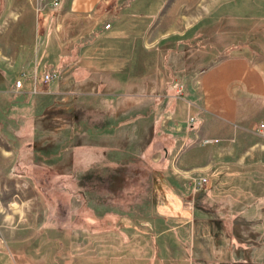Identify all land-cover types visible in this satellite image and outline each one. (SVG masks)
Segmentation results:
<instances>
[{"label": "rangeland", "instance_id": "1", "mask_svg": "<svg viewBox=\"0 0 264 264\" xmlns=\"http://www.w3.org/2000/svg\"><path fill=\"white\" fill-rule=\"evenodd\" d=\"M58 1L60 7L65 8L69 2V0ZM50 2L45 0V4ZM38 3H40L38 0H10V7H17L18 13L14 16L10 15L9 20L12 25L10 27L12 32L10 61L0 52V61L4 64L8 61L10 64V74L13 69L20 70L23 64L25 65L28 61L33 63L35 60V48L39 37L36 39L33 31L37 24L42 23V12L37 10ZM104 8L107 15L104 23L116 24L113 32H117V35H113L111 41L104 45L108 48H105L104 54H101L103 62L108 67L116 66L119 68H115L116 71L120 72L122 68L125 71L126 66L129 67L127 63L129 48L137 47L139 51L140 46L143 45L142 54L134 55L136 60L142 61L141 81L135 83L132 89L127 88L136 92L137 96H126L125 86L110 83L108 89L110 87L114 95L91 96L84 102H82L84 97H77L78 99L72 100L74 105L72 109L75 110L74 116L78 119L76 124L70 127L71 130L69 127L65 129L66 119L51 117L49 112L51 111L52 114L55 108L51 110L48 108L44 115V121L48 123L45 126L47 131L46 134H41L46 144H42L41 137H37L34 133V137H32L33 134L31 136L30 125L23 124V121L20 123L17 119L22 116L25 119L28 118L27 115L32 113L30 112L31 102L23 104L22 94L8 97L2 93L8 85L13 87L17 79H13L11 75L4 79L0 76V264H16L14 255L22 256L26 264H87V249L95 250L91 256V262L95 264H116L118 253H127L135 257L138 252L133 246L125 248L118 245L117 240H120L122 236L120 230L113 228V224L119 218L117 215H120V208L109 207L119 205L133 207L135 200L138 199L136 195L140 198V195H144L149 188L150 183L144 179L156 172L165 173L164 166L159 165L157 171L152 170L147 165L151 151L146 154L143 148L135 155L134 149H105L104 151L101 148L87 147L86 142L75 149L76 146H70L69 142L77 136L91 135L100 130L107 131L109 125L117 124V120L108 115L111 110L109 106H115L119 112L127 102L138 103L142 100L144 124H147L146 118L150 121L153 119V126L156 128L158 124L160 128L161 121L168 113L167 110L174 107L168 102L170 100L168 96L183 97L185 93L181 85L184 76L189 73H183L181 69L185 61L190 62L196 47L209 49L214 46L212 53L204 55L200 63L206 58L207 62H205L208 63L211 60L208 59L209 56L214 60H220L227 55H236V50H239V46L242 45L247 46L249 50L245 53L247 56H251L250 58L256 56L264 61V58L259 55V52H264V44L260 43L258 37H255L257 41L254 42L253 36L243 38L236 34V36L230 35L223 42L226 45L233 44L227 48H223L221 40L213 39V36L203 41L205 35L203 30L214 27L220 21L227 23L229 27V23L234 22L235 25L237 22L240 25L253 17L264 18V0H115L110 9L107 6ZM122 16L123 20L120 21ZM131 16L136 18L131 19ZM230 17L234 20L227 22L226 18ZM29 32L31 37L29 49H25V53H22V48L28 47L26 44ZM97 38L96 35L95 39ZM102 40L96 45H103L105 40ZM114 51H117L118 58L115 61L107 60ZM42 69V65L39 64L33 79H25L17 75L23 84L26 82L22 89L24 94L31 92L34 86L36 93L32 94L30 99L38 97V93L42 92L39 88L42 86L40 84ZM45 91L47 92V89ZM67 103L68 101H64L58 106L59 111L64 113L68 108ZM79 104L81 106L78 109ZM255 109L254 113L258 112V107ZM253 115L257 113H252L248 117ZM53 120L57 126L52 123ZM152 131L154 132V129ZM153 132L146 135L143 146L153 144L158 149L157 155L162 158L161 147L171 143L170 138L166 133L153 134ZM248 141L260 143L261 147L258 146V150L264 153V138L250 137ZM36 142L41 144L32 145L37 144ZM106 151L108 152L105 154ZM142 154L144 157L141 156ZM245 167H238L234 171L236 180L219 185L229 186L232 189L231 192L226 193V197L223 196L222 190L218 189V183L214 182L213 178L208 182L206 175H200L207 182L203 185L204 188L207 185L210 189H216L214 191L216 197L213 195L209 197L211 196L209 195L204 201L205 207L215 208L214 203L217 202L220 203L219 207L229 205L231 209H239L251 201L255 203L257 199L255 197L264 194V165ZM50 170L55 173L49 172ZM135 173L141 177L136 179ZM252 173L255 174V182L245 181ZM120 174H123L125 179L118 180ZM129 175L133 178H128ZM196 176L198 175H194ZM187 179L189 190H191L192 179ZM250 184L251 187L253 184H259L262 187L260 190L253 189L255 192H251V189L248 190ZM238 191L243 194L237 195ZM196 193L198 191L194 194ZM235 195L242 196L238 200V205L230 201L231 196ZM192 196H186L183 199L189 202L185 208H190L194 213L196 205L195 199L192 202ZM163 199L165 203L167 200L169 202L166 196ZM200 202L201 205L203 201L200 200ZM252 205L249 208H243L244 211L258 208V201ZM130 209L133 210V208ZM134 209L139 211L140 215L143 214V218L142 215L137 216L135 212L128 211L129 213L123 219L148 218L146 217L149 214L148 208ZM211 226L213 228L209 234L218 229L219 234L220 232L223 234V238L220 236L219 245L212 243V239L207 237L202 250H198L197 244H193V255L196 256L199 252L201 259L208 264L221 262L227 264L230 258L234 260L237 257L243 258L240 250L233 252L232 246H229L227 233H223L222 228H219L220 223L213 225L208 221V227ZM135 230H131L126 236L129 239H137L138 234L141 233ZM262 230L264 231V212ZM106 237L115 240V245H112L110 241L108 245H101L99 249L94 243L97 244ZM262 241L259 247L244 253L255 264H264V237ZM149 242H144V247L140 248L141 253L148 257L147 264L151 263V256L153 263L157 264L159 261L155 256L153 257L155 251ZM190 246L192 247V244ZM229 247L231 253H226V249L230 250ZM104 248H106L105 251H103ZM178 250L183 251L181 248ZM110 251L114 254L112 259H108ZM184 251H187L186 247ZM186 255L183 257L184 264L187 263ZM103 256H106V261H103ZM219 257L223 260L214 259ZM189 262L195 264L194 261Z\"/></svg>", "mask_w": 264, "mask_h": 264}, {"label": "crops", "instance_id": "2", "mask_svg": "<svg viewBox=\"0 0 264 264\" xmlns=\"http://www.w3.org/2000/svg\"><path fill=\"white\" fill-rule=\"evenodd\" d=\"M114 2L115 0H69L66 8L60 7L58 0L57 5L52 6L53 8L49 3H38L37 10L42 12V23L37 24L33 31L34 37L36 39L39 37L38 45L35 48V60L33 63L28 61L25 65L23 64L20 70L13 69L11 74L9 62L7 61V64H4L0 61V76L3 79L10 75L13 79H17L16 81H20V77L17 75L25 77V79H33L39 64L43 67L41 76L45 68L48 67L55 72V81L53 80L54 82L52 81L44 87L40 85L39 88L42 92L38 93V97L34 99H30V96L36 93L34 86L31 92L26 94L22 92L26 82L23 84L20 81L21 85L18 89L8 85L2 91L8 97L22 94L24 96L22 99L23 104L31 102V110H29L32 113L27 115L28 118L25 119L22 116L17 119L20 123L23 121V124L30 125L31 136L34 133L37 137H41L42 144H46L41 134H46L47 131L45 126L48 123H45L44 115L48 108L50 110L55 108L52 114L51 111L49 112L51 117L57 116L66 119L65 129L68 127L70 129L78 119L74 116L75 110L72 109L74 107L72 100L78 99L77 97H84L85 99L82 100L84 102L89 99L87 97L91 96L114 95V91L110 87L108 89L110 83L125 86L126 96L138 95L127 88H130L128 85L132 81L134 83L141 81L142 61L136 60L134 55L142 54L143 45L140 46L139 51H137V47L129 48L127 59L129 67L126 66L125 71L123 68L120 72L116 71L115 68H118L116 66L108 67L103 62V55H101L104 54V49L108 48L104 45L111 41L113 35H117V32H113L116 24H109L108 29H103L104 19L107 16L104 6L110 9L109 7L114 5ZM5 12L6 14H4ZM17 14V7H10V0H0V52L9 61L10 36L12 34L10 32L12 25L9 20L10 15ZM133 18L136 17L131 16V19ZM121 20H123V16L120 18ZM97 23H100V25H97ZM96 35L98 36L97 39H95ZM102 39L105 40L104 44L96 45L102 42ZM30 42L29 32L26 44L28 47H23L22 53H25V49H29ZM228 46H231V44ZM239 48V50H236V55H227L220 60H214L209 56L208 59L211 60L208 63H206V58L196 66L199 68L204 65V71H194L184 76L181 88L185 93L183 97L168 96L170 99L168 102L174 107L167 110L168 113L161 121L160 128L158 124H156V128L153 126V119L150 121L146 118L147 124H144L145 121L142 117L144 113L143 101L140 100L138 103H125L119 112L115 109V106H109L111 110L108 115L116 119L117 124L109 125L107 131L101 132L100 130L91 135L77 136L69 142L70 146H76L75 149L86 142L87 147L101 148L104 151L105 149H134L135 153L134 151L133 153L135 155L143 148L146 154L151 151L150 161L147 165L152 170L157 171L159 165L160 167L164 166L165 173L156 172V174L144 179L150 183L149 188H147L144 195H140V198L139 195H136L138 199L135 200L133 207L131 205L109 207L120 208V215H117L119 218L113 224V228L120 230L122 236L120 240H117L118 245L125 248L133 246L138 252L135 257L129 256L127 253H118L116 264H147L148 257L140 250L144 247L145 241H150L149 245L153 246L155 251L153 257L155 256L159 261H155L158 262L157 264H184L183 257L186 254L187 263L185 262V264H190L189 261L193 258L205 262L201 259L199 252L196 256L193 255V244H197L198 250H202L207 237L217 245L220 243V236L223 238L222 232L219 234V229L209 234L213 227H208V221L213 225L214 223L216 225L220 223L219 228H222L223 233H227L230 246L232 216L244 211L243 208H249L256 203V201H254L255 203L251 201L239 209H231L228 207L229 205L219 207L220 203L217 202V204L214 203L215 208L205 207L204 201L208 199L209 195H211L209 197H212V195L216 197L214 194L216 189H210V186L206 185L205 188H200L198 193L194 194L192 187L189 190L187 179H192L194 175H198L196 177L206 175L209 182L213 178L214 182L218 183V189H221L223 196L226 197V193L231 192L232 189L229 186L219 185L236 180L234 171L238 167L264 165V153L258 150V146L261 147V144L248 141L250 137L252 139L253 137L264 138V136L256 133V127L261 123L264 124V61L256 58V56L253 58L247 56L245 54L249 52L247 46L242 45ZM212 49H214V46L209 49L203 48V51L212 53ZM117 58V51H114L110 59L107 60L115 61ZM113 87L115 89L114 85ZM64 101H68L66 104L68 108L62 113L57 107L62 105ZM154 101L158 100L154 99ZM80 106L81 104L77 106L78 109ZM256 107H258L257 115L250 116L251 118L248 117L252 113L256 114L254 113ZM19 110L25 112L22 109ZM52 123L54 124L55 121L53 120ZM52 123L50 124L53 125ZM152 129H154V132ZM152 132L153 134L166 133L167 137L170 138L171 143L161 147L162 158L157 155L159 153L158 149L153 144L150 145L151 147L146 144V146H143L146 135ZM34 134L32 137H34ZM204 141L206 142L204 143ZM38 144L41 143L38 142L32 145L37 146ZM141 156L144 157L143 154ZM118 177V180L120 178L125 179L123 174L118 175ZM130 177L132 175L128 176V178ZM134 177L138 179L141 176L135 173ZM254 179L255 174L252 173L245 181L253 183L255 182ZM154 181L161 185L166 194L174 200L173 205H155L153 203L155 197V191L152 189ZM253 187L254 184L252 187L251 184L248 185V190ZM258 189L261 188L258 187ZM190 192L193 194H189ZM247 192L249 193V191ZM251 192L255 191L252 189ZM240 193L243 194V192L238 191L237 195H240ZM190 195H193L192 202L195 199L194 204L198 206L194 209V213L191 212L190 208H185L187 207L185 205H189V202L183 199ZM237 195L230 198L231 203L235 202L236 205L239 204L238 200L242 197ZM258 196H264V194L257 195L255 198H258ZM200 200L203 201L201 205L199 204ZM140 207L149 209L148 216L145 215L148 218H133V220L129 217V219H123L131 211L139 216V211L134 208L139 209ZM130 208H133V210ZM141 215L143 218L144 215ZM148 228L150 229L148 230ZM131 230L141 233L138 234L137 239H129L126 236ZM110 241L112 245H115L116 241L107 237L94 244L98 245L97 247L100 249L101 245H108ZM185 247L187 251H184ZM178 248H181L184 253L179 251ZM105 250L106 248L103 251ZM229 252L231 253V248L230 250L226 249V253ZM94 253L95 250L90 251L87 249V264H95L91 262V256ZM112 256H114L113 251H110L108 259H112ZM152 259L151 256L150 264H154ZM214 259L223 260L221 257ZM106 260V256H103V261Z\"/></svg>", "mask_w": 264, "mask_h": 264}, {"label": "trees", "instance_id": "3", "mask_svg": "<svg viewBox=\"0 0 264 264\" xmlns=\"http://www.w3.org/2000/svg\"><path fill=\"white\" fill-rule=\"evenodd\" d=\"M226 19H228L227 22H229L231 19L234 20L233 17ZM203 33H205L203 41H206L209 37L213 36V39H220L221 43L223 44L224 40L227 39V37H229L230 35H240L241 37L243 36V38H249L250 36H253L254 42L257 41L255 37H258L261 41L260 43L264 44V18L253 17L251 20L249 19L248 21L240 25H238L237 22H235V25L234 22L229 23V27L227 26V23L220 21L219 23H216L214 27L204 29ZM228 45L223 44L222 47L227 48ZM195 50L196 51L191 57L190 62L185 61L183 63V69H181L183 73L204 71L203 67L198 68L196 66L200 64L201 58L208 52L205 53V51H203V49H199V47H196ZM259 55L264 58V52H259ZM134 85L135 83L132 81L128 86L132 89ZM49 172L55 173L53 170H50ZM258 187L261 188L262 185L254 184V187L252 189H258ZM152 189L155 191V197L153 199V203L155 205H173V203H175L174 200L166 194V192L162 189L161 185H159L157 182H153ZM164 196L169 199V202L167 200V202L165 203V200L163 199ZM255 201H258V208H254L250 211H242L232 216L230 227V239L232 250L233 252L240 250L243 253V258L237 257V259L235 260L230 258L227 264H255L251 261V259H249L246 254L244 255V253H247V250L259 247L262 238L264 237V231L262 230L264 212V208L262 207L264 206V196L258 197ZM194 208H198V206L196 205ZM13 257H15L16 259V264H26L24 262V259H22V256L19 257L17 255H14ZM191 261H194L195 264H208L207 262H203L201 260L194 259Z\"/></svg>", "mask_w": 264, "mask_h": 264}, {"label": "built area", "instance_id": "4", "mask_svg": "<svg viewBox=\"0 0 264 264\" xmlns=\"http://www.w3.org/2000/svg\"><path fill=\"white\" fill-rule=\"evenodd\" d=\"M39 2H43L45 3V1L43 0H38ZM50 6H53L55 7L57 5V0H51V2L49 3ZM109 28V24L105 23L103 25V29L106 30ZM56 77V74L55 72H53V70L51 68H45L42 76H41V79H40V84L42 86H47L50 82H52ZM21 85V82L20 81H15L14 82V89H18ZM191 121V120H190ZM256 133L259 134V135H262L264 136V124H259L257 127H256ZM206 141H204L205 143ZM205 178L204 177H195L192 179V191L193 192H196L198 191L200 188L203 187V185H205Z\"/></svg>", "mask_w": 264, "mask_h": 264}]
</instances>
